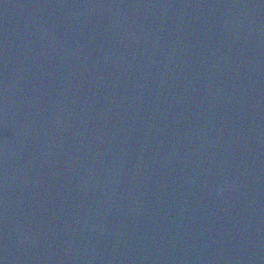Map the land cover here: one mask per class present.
<instances>
[{"label":"snow or ice","instance_id":"obj_1","mask_svg":"<svg viewBox=\"0 0 264 264\" xmlns=\"http://www.w3.org/2000/svg\"><path fill=\"white\" fill-rule=\"evenodd\" d=\"M0 264H3V262H2V261H0Z\"/></svg>","mask_w":264,"mask_h":264}]
</instances>
